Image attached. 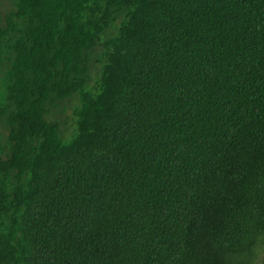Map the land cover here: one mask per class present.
Listing matches in <instances>:
<instances>
[{
	"label": "trees",
	"instance_id": "16d2710c",
	"mask_svg": "<svg viewBox=\"0 0 264 264\" xmlns=\"http://www.w3.org/2000/svg\"><path fill=\"white\" fill-rule=\"evenodd\" d=\"M0 264H264V0H0Z\"/></svg>",
	"mask_w": 264,
	"mask_h": 264
}]
</instances>
